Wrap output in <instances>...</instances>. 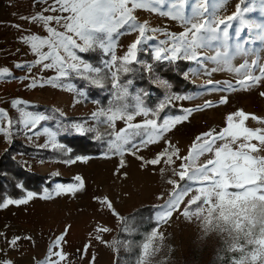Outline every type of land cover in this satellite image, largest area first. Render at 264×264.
<instances>
[{"label":"snow or ice","instance_id":"obj_1","mask_svg":"<svg viewBox=\"0 0 264 264\" xmlns=\"http://www.w3.org/2000/svg\"><path fill=\"white\" fill-rule=\"evenodd\" d=\"M36 2L46 4L47 7L40 13L31 17H22V19H28L30 23L41 27L46 35L28 30V34L21 37L35 59L19 61L13 65L17 70L25 72V75L19 78L15 77L8 67H0V79L28 81L24 85L27 89L51 86L54 89L74 93L76 97H84L86 89L72 82L75 80L83 81L90 87L108 88L111 97L108 108H100L92 113V119L97 124H107L113 130L117 120L125 122L124 129L107 133L109 136L114 135L107 144L109 152L114 150L115 154L121 157L120 167H124L123 156L126 152L135 155L141 145L148 147L163 140L166 147L146 163L157 166L162 160L171 164L174 158L179 159L183 161L179 165L181 170L177 173L179 180L191 182L178 184L174 180L167 181L174 187L165 204L159 206L161 211L157 214L158 222H167L173 212L180 209L181 204L185 205L183 216L190 221L193 218L205 219V210L211 211L218 206V202L232 205L235 211L237 207L242 209L250 199L264 200V155L260 154L264 152V128L246 126V121L249 119L258 123H264V119L243 110L227 114L225 126L218 131L213 128L197 135L187 154L181 155L180 149L167 140L166 134L176 125L187 121L193 112L227 104L228 96H222L215 102L205 101L203 105L195 108H184L183 115L161 117V113L173 106L174 101L192 100L203 93L198 92L193 95L171 93V84L156 75L154 65L138 59L142 46L155 39L154 34L160 33L166 39L160 40L158 46L153 49L152 57L157 63L166 61L171 65L177 61H192L202 66L204 73L209 76L217 71L242 75L243 79L237 80L236 84L240 89L250 90L264 81V66L259 62V53L264 50V19L260 21L249 19L245 14L253 13L258 9L261 16H264V0H240L235 12L224 18H219L217 11L227 4L228 0H211L213 8L211 12L204 6L203 0H52V3H49V0H36ZM165 5L167 10H162ZM138 10L179 22L183 31L175 33L166 28L152 27L149 21L138 19L135 15ZM46 12L54 13V15H45ZM205 13H208L207 16ZM234 21L236 22L234 33L230 34L229 29L233 28ZM14 27L20 30L19 25ZM246 30L247 36L241 38ZM131 33H138V35L127 46L126 52L122 56H117L119 37ZM256 42H259L262 47L259 49L246 47ZM201 50H214L215 54L205 55ZM97 52L106 57L100 61L99 65H93L82 55ZM250 55L256 58L249 63L247 57ZM237 57H245V60L238 67H234L232 61ZM207 62L217 67L208 69ZM135 65H140L141 68ZM36 68L39 72L33 73V69ZM256 69H259V75L253 74ZM142 70L151 73L153 83L165 90L164 99L155 108L147 106L145 97L148 93L145 90L131 92L133 80L123 78L127 74ZM48 71H52L54 75L47 77L41 75ZM201 87L209 94L238 90L236 85L229 81L221 82L211 79ZM260 95L264 97V92ZM11 107L18 112L16 119L10 118L7 110L0 108V134L4 135L9 143L12 142V137L16 133L32 132L36 136L47 137L46 142L39 147H51L68 155L71 149L57 140L61 132L69 135L75 133L80 136L95 133L94 139H103V135L98 133L96 127L86 126L82 122L59 123L55 131L49 127H43L37 131L42 121L52 117L27 110L28 102L19 98L11 101ZM61 115L64 114L61 113ZM137 116H143L145 119L141 123H133ZM3 121L7 122L6 126L3 125ZM137 137H140L138 142ZM206 154L209 158L198 165L200 157ZM107 157L108 153H105V158ZM84 159L86 158L80 156L75 159L69 157L63 163L73 164ZM74 180L76 183L67 185L57 183L54 189L55 194L75 193L85 187V181L81 176H75ZM17 187L23 188V185H17ZM36 195L28 191L22 199H0V209L7 208L9 205L26 204ZM185 197L188 199L185 200ZM41 198L50 199L51 194ZM94 199L106 206L114 215L119 216L107 198L94 197ZM120 220L124 225L122 231L130 230L127 218L120 217ZM107 231H109L107 228L99 229V232ZM3 235L4 233L0 232V236ZM158 235L157 231L149 234L147 242L142 245L143 249H146ZM19 239V237H13L8 244L15 248ZM94 239L102 241V236L97 235ZM63 241L64 235H61L49 247L47 258L39 264H61L66 259V254L53 249ZM115 243V241L112 242L113 245ZM88 247L89 245L86 244L83 251L86 252ZM53 257L57 259H52ZM4 264H12V262L6 261ZM137 264H145L144 254L140 256ZM231 264H237V259L233 258Z\"/></svg>","mask_w":264,"mask_h":264},{"label":"rangeland","instance_id":"obj_2","mask_svg":"<svg viewBox=\"0 0 264 264\" xmlns=\"http://www.w3.org/2000/svg\"><path fill=\"white\" fill-rule=\"evenodd\" d=\"M203 2L209 12L213 11L211 0H203ZM239 3L240 0H228L226 5L219 8L217 16L224 18L231 15L235 12ZM240 6L244 7L245 5ZM207 14L205 13L206 16ZM135 15L140 21H149L152 27L166 28L168 31L175 33L183 31L179 22L171 21L166 17H159L143 10H138ZM245 15L246 18L256 19L257 21L264 19L258 9ZM235 25L236 22L234 21L233 28L229 29L230 34L234 33ZM148 34L153 35L152 33ZM137 35L138 33H131L119 37L116 48L117 56H122L126 52L127 46L135 40ZM154 35L155 39L148 41V44L142 46V51L138 53V59L157 63L152 57L153 49L158 46L160 40L166 39V37L160 33ZM245 36H247V30L242 33L241 38ZM246 47L259 49L262 46L259 42H256L255 44L246 45ZM201 52L205 55L215 54L214 50H201ZM259 54V62L264 66V50H261ZM87 55H95L97 57L95 62L87 59L93 65H99L100 61L106 58L101 56L99 52ZM255 58V56L251 55L247 57L249 63ZM244 60L245 57H237L232 61V64L234 67H238ZM185 62L187 66L182 71V76L196 88L194 92L185 95H193L198 92L203 94L197 95L192 100L174 101L171 107L182 111L184 108L191 109L198 105H203L205 101H219L225 95L228 96L229 102L204 111L193 112L187 121L176 125L166 134L167 140L180 149L181 155L187 154L197 135L213 128L218 131L225 126L227 114L243 110L246 113L255 114L257 117L264 119V97L260 95L261 92H264V81L250 90H244L240 89L239 85L236 84L237 80L243 79L242 75L238 76L228 71H217L209 76L204 73L202 66L192 61ZM175 64L176 62L171 65ZM136 66L141 68L140 65ZM206 66L208 69L217 67L211 62H207ZM143 71L145 74H151L145 72V70ZM175 73L171 70L169 79H167L170 84H172L170 79ZM253 74L259 75V69H256ZM42 75L47 77L54 75V73L48 71ZM209 79L221 82L229 81L236 85L238 90L228 93L214 92L209 94L201 87L206 85ZM209 87L211 86L209 85ZM159 88L164 91L162 87ZM105 90L109 92L108 88H105ZM59 91L65 92L64 90L54 89L51 86H45V88L36 89L35 96L29 98L46 103H59L65 99L64 96L58 95ZM23 92L20 91V99H23ZM30 92L31 90L27 91V94H30ZM170 92L178 95L177 91H173L172 86ZM85 96L76 97L74 95L71 101L67 100V108L70 109L71 114L69 116L64 113V115H61L62 112L52 105L36 104L31 106L30 110L52 117L47 121H42L37 130L43 125L53 131L57 130L59 123H65L61 121L57 113L69 119L75 118L65 124L82 122L86 126L96 127L98 133L103 135L102 140L94 139L95 133H88L87 135L104 144L106 151L112 154H108L107 158H105V154L85 157L86 159L73 164H65L61 161H40L39 158L26 156L21 152L14 154V159L19 160L25 168L39 174H41L40 172L45 173L42 175H65L63 177L73 179L79 175L85 181V187L75 193L61 195H56L55 191L53 193L47 191L41 195H36L26 204L9 205L7 208L0 209V232L4 233L3 236H0V264H4L6 261H11L12 264H39L40 261L47 258L49 247L61 235H64V241L53 249V251H62L66 254V259L61 264H137L143 254L145 255V264H207L212 250L218 247L223 240L227 241V238L234 236L230 230H236L237 234L243 231L244 222L249 220V210L244 206L238 216H235L236 211L241 208L237 207L233 211V206L224 202H218V206L211 211L205 210V219L193 218L190 221L187 220L182 214L185 205L181 204L180 209L173 212L167 222H158L157 214L161 211L159 206L165 204L174 187L173 184L167 181L174 180L178 184L191 183L180 181L177 175L181 170L179 165L183 161L174 158V162L171 164L162 160L157 166L148 165L146 161L154 158L166 147L165 142L161 140L148 147L141 145L135 155L126 152L123 156L124 167H120L121 157L115 154L114 150L109 152L107 144V141L113 139L114 135L109 136L107 133L119 132L126 127V124L123 120H117L114 130L107 124H97L92 119V113L101 107L96 102H86ZM27 100L32 101V99ZM41 106L48 107L51 110L47 112L44 109L40 110L37 108ZM144 119L145 117L143 116H137L133 123H141ZM50 121L52 122V127L49 126ZM246 126L264 128V123L249 119L246 121ZM31 133H16L13 135L12 141L20 140L26 146L34 149L63 154V152L54 150L51 147H39L46 142L47 137L43 135L36 136ZM23 135L25 138L22 137ZM139 139L140 137H137L136 141L138 142ZM57 140L65 145L64 142L59 140L58 136ZM11 143L7 141L2 151ZM260 154L264 155V152ZM137 157H142L143 159L141 160ZM207 158H209L207 154L200 157L197 164H203ZM46 194H51V198L42 199L41 197ZM94 197L107 198L111 201L119 216L114 215L111 210L101 205ZM187 199L188 197H185V200ZM142 208H145L144 211L150 214L153 221L157 224L151 233L157 231L159 235L151 241L146 249H143L142 245L147 242V237L149 236L146 235L145 240L140 243L137 252H133V246L135 247L136 245L128 242L127 235L116 241L118 246L116 243L113 245L112 242L122 223L120 217H125L129 213ZM100 228H107L109 231L99 232ZM125 233L127 234L128 231H124ZM97 235L102 236L103 242L94 239ZM13 237L20 238L15 248L10 247L8 244V241ZM29 237L30 239H28ZM230 243L232 248L238 250H243L245 245L249 243L254 245V248L250 251L244 250L242 252L237 259V264H264V236L256 238L246 237L244 244L240 245L237 242V238L233 237ZM86 244L89 247L84 252ZM52 259L57 258L53 257Z\"/></svg>","mask_w":264,"mask_h":264},{"label":"trees","instance_id":"obj_3","mask_svg":"<svg viewBox=\"0 0 264 264\" xmlns=\"http://www.w3.org/2000/svg\"><path fill=\"white\" fill-rule=\"evenodd\" d=\"M86 59L95 62L97 57L95 55L82 54ZM149 58V57H147ZM148 60V59H147ZM154 65V71L157 75L165 80L169 79L171 70L176 72L172 75V88L173 91H177L178 95H185L196 90L195 86L187 81L182 76V71L186 68L187 64L185 61H178L175 65H170L169 63H154L147 61ZM186 64V65H185ZM136 66V65H135ZM137 67V66H136ZM138 68V67H137ZM145 72H148L145 70ZM124 79H132L133 84L130 87V91L145 90L148 94L145 97V102L147 106L155 108L158 105L159 100L164 99V93L161 88L153 84V77L151 74H145L144 71H138L136 73L127 74ZM78 87L86 89V102H96L101 108H107L109 106L111 97L109 92L104 89L97 87H90L85 84V82L80 80L73 81ZM156 102V105H155ZM38 109L45 111H50L48 107H37ZM183 111L174 109L173 107H168L165 112L161 113V117L164 115L176 116L182 115ZM61 121L69 122L71 119L66 118L57 113ZM49 126L52 127V122L50 121ZM59 140L64 142L66 147L71 149L68 155L56 154L54 151L38 150L26 146L20 140H13L12 143L0 154V199H22L26 196L28 191L34 192L37 195H41L47 191L53 193L57 183L69 184L76 183L73 178L63 177L61 175L46 174L42 175L33 170L25 168L19 160L14 159V154L23 153L26 156H31L39 158L40 161H61L71 157L75 159L77 156L89 157V156H101L108 153L105 149V145L97 142L89 135L80 136L75 133L69 135L67 133L61 132L59 135ZM112 154V153H108ZM17 185H23V188H18ZM245 208L249 210L248 221L244 222L243 231L237 234L236 230H230L233 237L237 238L238 244H244L246 237H263L264 236V201L258 198L250 199L244 204ZM145 208L137 209L132 213H129L124 218H127V223L129 226L128 233L124 234L122 228L124 225L121 223L118 233L115 235L114 241L127 235V240L133 246V252L139 250V245L149 235L152 229L157 225L150 214H147ZM242 209L236 211L235 216H238ZM233 237L227 238V241L223 240L218 247L212 250L209 256L207 264H231L233 258L238 259L244 250H251L254 245L249 243L245 245L243 250H238L231 247L230 240ZM126 238V237H125ZM123 238V239H125ZM118 246V242H116Z\"/></svg>","mask_w":264,"mask_h":264},{"label":"crops","instance_id":"obj_4","mask_svg":"<svg viewBox=\"0 0 264 264\" xmlns=\"http://www.w3.org/2000/svg\"><path fill=\"white\" fill-rule=\"evenodd\" d=\"M49 3H52V0H49ZM45 7H47L46 4L37 3L36 0H0V67H8L14 73L15 77L19 78L25 75L23 70H17L13 67L16 62L32 61L35 59L30 53L28 46L22 42L21 37L27 35L28 30L32 33L46 35L41 27H37V25L30 23L28 19H22V17H31L40 13ZM162 10H167V6H163ZM44 14L54 15V13L51 12H46ZM14 25H19L20 30L14 27ZM37 72H39L38 68L33 69V73ZM42 74H46V72ZM26 83H28V81H22L20 79H0V108L7 110L10 118L16 119L18 117V112L11 107V101L17 98L20 99V91H24L22 100L26 101V99H32L31 102L27 100L29 105L27 110L29 111L37 112L30 110V107L36 104H47L54 106L67 116L71 115L70 109L67 108V100L69 99L71 101L75 95L74 93L72 94L67 91L62 93V91H59L58 95L65 97V99L59 103L35 101L33 98L29 97L35 96V90L41 88L27 89L24 86ZM30 90V94H27V91ZM21 107H24V105H21ZM2 123L6 126L7 122L3 121ZM43 127L47 126L43 125L40 129ZM22 137L25 138L24 135ZM6 144V137L0 134V152L4 149ZM40 173L45 174L43 172Z\"/></svg>","mask_w":264,"mask_h":264},{"label":"bare ground","instance_id":"obj_5","mask_svg":"<svg viewBox=\"0 0 264 264\" xmlns=\"http://www.w3.org/2000/svg\"><path fill=\"white\" fill-rule=\"evenodd\" d=\"M83 222V221H82ZM83 226V225H82ZM77 228V227H76ZM91 257V256H90Z\"/></svg>","mask_w":264,"mask_h":264}]
</instances>
